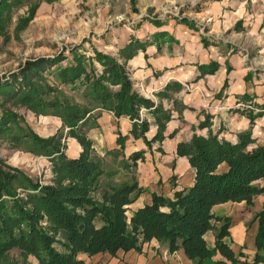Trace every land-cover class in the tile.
<instances>
[{
	"label": "trees",
	"instance_id": "obj_1",
	"mask_svg": "<svg viewBox=\"0 0 264 264\" xmlns=\"http://www.w3.org/2000/svg\"><path fill=\"white\" fill-rule=\"evenodd\" d=\"M34 9L30 10L29 18ZM166 35L167 32L161 31L152 36ZM149 43L132 38L121 46L120 57L131 58L137 49ZM70 53L72 62L65 65L60 64L65 57L63 54L26 62L21 76L14 78L15 83H20L18 88L15 83H0V92L13 94L14 99L33 112L59 117L62 126L67 127L70 136L82 146L78 157L69 158L63 152L61 132L42 137L26 129L15 136L23 140L26 151L48 157L55 176L51 183L42 185L0 159V258L18 249L24 257L34 255L40 264H82L77 256L80 252L92 255L114 254L119 249L140 250L144 242L155 238L169 251L183 248L186 255L197 258L199 264L217 250L234 261L232 251L222 241L226 222L217 229L214 248L206 245L203 234L213 227V205L229 200H244L249 204L255 194L264 192V186L254 182L264 178V144L246 148L252 140L250 129L238 133L236 143L220 139L211 131L207 136L193 134L188 141L177 144V154L186 156L194 168V183L176 191L172 198L152 194L151 202L136 210L127 222L126 206L134 199L132 192H138L139 188L135 182L113 179L101 182V176L110 178L113 174L103 169L101 158L91 154V140L85 128L95 119L96 109L135 119L140 107L148 108L153 102L133 89L124 64L111 54L93 49V56L88 57L76 47ZM209 65L212 63L200 68L212 71ZM51 69H55L62 85L83 88L85 102L68 97L50 98L51 91L59 90L47 83L43 75ZM156 108L159 113L160 108ZM247 115L252 124L260 113L248 111ZM14 117V113L7 112L0 116L1 123L16 121ZM169 118V114H155L158 131L153 140L164 138ZM206 125H209L208 118L198 124ZM137 126H140L138 132ZM146 128L143 122L134 123L132 133L142 136L149 145L150 141L144 136ZM123 139L121 135L117 138L121 148ZM141 156L142 152H134L129 159L135 163ZM221 162L227 164V170L218 173L216 167ZM18 188L24 193L20 194ZM256 219L255 241L259 250L264 246V208L256 214ZM55 242L61 243L65 251H58L52 245Z\"/></svg>",
	"mask_w": 264,
	"mask_h": 264
},
{
	"label": "rangeland",
	"instance_id": "obj_2",
	"mask_svg": "<svg viewBox=\"0 0 264 264\" xmlns=\"http://www.w3.org/2000/svg\"><path fill=\"white\" fill-rule=\"evenodd\" d=\"M209 1L211 0H157L156 3H153V0H0V83H15L14 78L21 76V71L26 62L39 57H55L63 54L65 57L60 64L65 65L72 62L70 50L75 47L78 52L88 57L93 56V49L111 54L120 64H124L133 89L140 96L153 102V106L148 108L140 107L137 118H130L133 123L138 125L142 122L147 124L144 136L150 141V144L144 142L147 146H150L151 142L161 141L153 140L158 131L155 114L159 116L169 114L170 118L166 121L167 123L173 115V110L180 114V110L185 105L175 99L177 105L175 104L174 109L165 107L161 99L155 102L151 97H146L135 89L131 78L132 72L127 62L149 44L137 49L138 51L128 59L120 57L119 51L120 44L132 38L152 42L151 35L146 38L136 37L142 25L151 28L153 25L164 24L170 29L180 25L192 31L187 32V35L185 34L187 42L191 46L202 45L204 49L212 50V54L216 53L218 55L216 60L197 64L199 74L196 75L195 80H206L208 78L206 76L220 74L223 71L222 84L216 85L215 89L219 90V96L224 91L233 88L234 84H230V81L234 82V80H240L248 75L255 74L264 78V0H230L229 7L221 8V13H216L212 9L208 10ZM34 7V14L29 18V12ZM157 21L160 24H157ZM166 38L177 42L168 32L158 42H164L167 40ZM210 63H212V65H209L213 69L212 71L200 68L201 65ZM233 64H237V67L234 68ZM97 66L100 68L99 65ZM52 68H56V66ZM43 75L47 83L59 89L51 91L48 94L50 98L55 96L59 99L68 97L73 98L75 101L85 102L82 96L83 88L76 89L62 85L57 79L55 69L45 71ZM19 84V81H17L14 86L18 88ZM211 84L213 85V83ZM219 85H221L220 89H218ZM175 86H177V90L184 86L185 91H188L194 85L192 83L187 85V82H185V84L177 83ZM176 88L174 87L173 90H176ZM202 91L204 90L202 89ZM12 95L11 93L0 92V116L7 112L16 115L14 117L16 121L11 120L7 124L1 123L0 119V159L9 166L22 170L40 184H49L55 176L50 159L26 151L23 140H17L15 136L26 129H31L35 133L41 132V134L54 131L49 136L61 132V143L65 155L68 138L75 137L70 136L68 128L62 126L61 119V126H58L56 130V126H44L47 124L46 116H57L37 114L14 99ZM156 107L160 108L159 113L155 111ZM236 107L240 108L239 112L247 118V112L244 111H252L253 114L260 113L261 115L264 109V106L257 107L252 103L241 102L236 103ZM100 110L96 109L94 113L97 115ZM147 110L153 115L147 116ZM204 112L205 110L201 111L202 114ZM260 115L256 116L255 119ZM210 117V114H204V118L200 122H205L208 118L210 125ZM255 119L251 124L248 118L250 132ZM153 120L156 123V132L148 139L146 133L150 130V124L154 123ZM206 126L198 127L203 128ZM139 130L140 126H137V132ZM137 137L142 136L137 135ZM251 142L247 144V149ZM91 154L94 155L92 146ZM107 166L102 162L105 171L109 168ZM106 172L113 174L112 170L109 169ZM106 178L104 175L101 176V182L103 183ZM17 191L20 194L24 193L20 188ZM97 197H99V194ZM126 216L127 222H129L132 215L128 217L126 214ZM52 245L60 252L65 251L59 242ZM82 253H78L77 256L79 257ZM0 264L40 263L34 255L28 254L24 257L18 249H12L6 257L0 258Z\"/></svg>",
	"mask_w": 264,
	"mask_h": 264
},
{
	"label": "crops",
	"instance_id": "obj_3",
	"mask_svg": "<svg viewBox=\"0 0 264 264\" xmlns=\"http://www.w3.org/2000/svg\"><path fill=\"white\" fill-rule=\"evenodd\" d=\"M156 1L153 0V3ZM229 5L230 0H211L208 3V10L221 13V8ZM161 31L171 34L177 42L171 41L170 38L158 42L162 37L155 38L152 35ZM187 32L192 31L180 25L171 29L164 24L153 25L151 28L142 25L136 37L146 38L151 35L152 42L127 62L132 72L134 87L140 94L151 97L155 102L161 99L165 107L172 109L176 104L175 99L185 105L180 110V114L173 110L171 119L165 125L164 138L161 141L151 142V145L147 146L142 137L132 134L134 123L129 117H117L112 111L105 109L100 110L85 128L86 136L92 143V153L101 158L113 172V175L106 180L135 182L139 188L138 192H132V195H135L134 199L127 205L128 217L150 203L152 194L172 198L176 191L190 187L194 183V168L186 156L177 154L179 142L188 141L194 133L207 136L211 131L213 134H218L220 139L236 143L238 133L250 127L248 118L239 112L240 108L236 107V103L264 106V78L258 74L248 75L234 82L230 81V84H234L233 88L224 91L220 96L219 90L215 89L216 85L222 84L223 71L220 74L206 76L208 77L206 80H195L196 75L199 74L197 64L216 60L218 55L212 54V50H206L202 45L191 46L185 37ZM127 42L128 40L123 41L120 46ZM233 66L236 68L237 64ZM185 82L194 86L188 91H185L184 86L177 90L175 84H185ZM174 87L177 91L173 90ZM202 110H205L204 114H210V125L199 128L198 122L204 118ZM146 115L153 114L147 110ZM45 118L47 124L44 126H56L55 130L61 126L60 118L52 116ZM155 132L154 121L146 133L148 139ZM53 133L54 131L38 134L49 136ZM120 135L124 137L122 148L117 142ZM251 138L253 141L248 145V149L264 144V109L251 127ZM81 151L82 147L78 141L75 138H68L66 155L76 158ZM134 152H142V156L138 157L135 163L129 159ZM226 170L225 162L220 163L216 168L218 173ZM255 183L264 186V178L256 180ZM263 208L264 192L256 194L249 204L244 200H229L213 205L211 208L213 227L203 234V238L209 248H214L217 229L226 222V234L222 241L232 251L234 261L217 250L210 257L203 259L201 264H264V246L258 250L255 241L258 231L256 214ZM79 258L82 264H199V260L188 257L183 248L169 251L166 245L155 238L144 242L140 250L119 249L114 254L82 253Z\"/></svg>",
	"mask_w": 264,
	"mask_h": 264
}]
</instances>
